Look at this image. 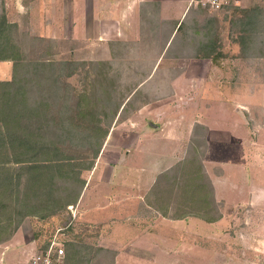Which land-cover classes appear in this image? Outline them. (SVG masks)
Segmentation results:
<instances>
[{
  "label": "rangeland",
  "instance_id": "1",
  "mask_svg": "<svg viewBox=\"0 0 264 264\" xmlns=\"http://www.w3.org/2000/svg\"><path fill=\"white\" fill-rule=\"evenodd\" d=\"M37 3L42 6L41 0ZM35 5L36 0H0V42L19 61L8 83H14L11 92L24 90L34 103L42 97L40 84L51 85L54 76L59 97L45 94L51 109L44 119H7L1 105L0 133L3 120L10 134L30 131L56 139L68 110L81 129L77 145L64 151L76 159L60 172L48 168L50 164L38 168L10 163L11 148L0 136V264H25L70 219L67 264L151 259L130 242L122 246L119 236V244L109 242L113 224L122 230L121 221L112 219L128 214L117 204L111 211V201L125 204L129 191H139L137 180L119 178L114 183L112 170L139 141L150 142L139 128L158 121L172 132L178 123L165 118L173 115L194 120L192 137L183 149L184 164L162 175L150 202L155 199L164 210L174 203L179 215L187 207L203 219L219 206L223 227L217 228V238L202 241L227 258L210 264H264V0H241L238 7L217 13L190 8L178 31L175 23L160 19L155 6L141 8V20L128 42L111 44L112 58L97 63L66 60L70 48L63 38H40L30 27L33 17L42 26L41 8ZM250 18L258 24L254 30L243 25ZM207 54L211 59L204 58ZM33 63L44 64V74H34L29 66ZM2 83L0 96L7 91ZM210 178L232 184L218 190L231 205L225 206L223 199L213 203ZM112 185L117 189L108 192ZM68 206L74 207V219Z\"/></svg>",
  "mask_w": 264,
  "mask_h": 264
},
{
  "label": "crops",
  "instance_id": "2",
  "mask_svg": "<svg viewBox=\"0 0 264 264\" xmlns=\"http://www.w3.org/2000/svg\"><path fill=\"white\" fill-rule=\"evenodd\" d=\"M41 5L38 7L36 0L35 8H41L42 12V26L39 27L40 24L36 22L38 18L33 17L31 29L36 30L35 33L40 38L50 40L63 38V44L70 48L66 60L91 62L110 60L112 54L109 46L128 42L133 34L131 30L141 20V8L155 6L160 19L175 23V27L180 25L190 9H188V0H41ZM101 48L105 51H101ZM12 67L13 62L9 59L0 61V81H10ZM190 119L186 115L180 120L174 115L165 118V121L178 123L179 127L172 132L161 127L162 123L158 121L147 122L146 126L138 130L148 134L150 142L139 141L138 148L134 152L125 154L123 160H120L112 170L111 179L114 183L119 178L131 182L137 180L139 191L137 192L135 188L129 191L131 195L128 197L129 200L127 197L122 200L125 204L121 201H111V211L115 210L114 206L117 204L119 211H128V214H122L121 219L119 217L112 219V221H121L122 230L121 232L115 230L113 224L108 234L109 242L111 239L113 244H119L115 238L119 236L122 239V246L130 242L132 247L151 255V259L140 260L135 264H210L211 261H216L215 258H227L223 256L224 252L220 256L217 250L206 248L202 241L215 236L217 238L220 231L217 228L223 227L224 210L222 212L219 206L216 207V212L209 213L211 216L208 219H203L201 216L175 219L163 217L150 204V196L153 195L162 175L172 173L184 162L183 149L192 137V129L195 125L194 120L190 121ZM221 181L216 182L210 178L212 200L218 205L223 199V204L229 206L232 200L219 196L218 190L221 191L226 186L224 183H227L225 180ZM227 184L229 187L232 186L230 182ZM114 186H107L108 192L114 191ZM115 188L117 189L116 186ZM137 194L139 199L136 197ZM143 195L144 199H142ZM251 204L254 205V202Z\"/></svg>",
  "mask_w": 264,
  "mask_h": 264
},
{
  "label": "trees",
  "instance_id": "3",
  "mask_svg": "<svg viewBox=\"0 0 264 264\" xmlns=\"http://www.w3.org/2000/svg\"><path fill=\"white\" fill-rule=\"evenodd\" d=\"M234 9V8H233ZM245 27L248 29L251 28L252 30L254 26H258V24L253 21L251 18L250 20H246L245 23H243ZM181 29V24L177 26L176 30ZM6 43L0 42V61L1 60H7L9 59L10 61L13 62V67H16V64L19 63L17 61V55L12 54L11 49H7V46H5ZM205 59H211L210 55L207 54L204 56ZM91 63H97V62H91ZM31 70L35 71L34 74H44L42 73L40 68H43L41 66H45L44 64L40 63H33ZM51 75H54V73H51ZM45 76V75H42ZM42 80H39L38 84L41 83ZM46 82V81H45ZM49 82H51V85L43 88L40 84L41 88V93H39L40 97L39 100H36V102L32 103V101L28 102V98L25 96V93L23 92L24 90L18 91L15 89L14 92H11V89L13 88L14 83H2L3 86H7V90L4 94L0 96V106L2 105L4 113L7 114V119L10 117H16V118H24L28 117L30 118H39V119H44L48 115V111L51 109V104L47 103L46 99H43L46 93L52 94L55 97H59V91L60 88L55 85V82H57V78L54 76L49 79ZM19 96V98H18ZM17 108V109H16ZM16 109V110H14ZM70 110L66 111V118L67 123H62L61 129L62 133H60L56 139H47L42 136H34L32 132L28 131L27 135L25 136H20L15 133L10 134V132L7 131L6 123L1 120L2 123V130L0 133V136L2 137V140H4V143H6L10 148H11V153L9 154L10 156V163H13L15 165L17 164H28L29 166H34L38 168H42L43 165H48V168H54L57 172H60V168L63 166H71L69 164L72 163L75 157H73L72 154L64 153L66 148L70 145H73L75 147L77 145V140L75 138L76 135L79 133V129H81V125L77 122L71 121L73 119V115L70 117L68 115V112ZM89 115V114H88ZM70 121V122H68ZM88 126H91L90 124H87ZM97 124L92 125V130L94 131L96 129ZM80 127V128H79ZM7 131V134L3 132ZM78 129V130H77ZM99 129V126L98 128ZM4 133V134H3ZM9 133V134H8ZM105 136H107L108 131H104L103 133ZM67 141V144L65 145L63 142ZM62 145V146H60ZM72 147V146H71ZM98 153V151H97ZM97 153L94 154L95 158L97 156ZM36 156V158H32ZM2 163L0 162V167L2 166ZM184 164L181 163V165ZM179 165V166H181ZM178 166V167H179ZM90 168V166H88ZM176 169L174 170V172ZM173 173V172H172ZM165 175V174H164ZM7 179H5L3 182H6ZM211 186V184H210ZM212 189V188H211ZM154 194V193H153ZM184 203L185 206H188V201H185ZM150 204L157 209V211L165 218H181V217H186V216H200L197 215V213L191 212L188 210V208L183 207L181 210L186 209L185 212H180L181 214H177V209L173 208L174 203H170L169 207L164 210L160 208L156 203L155 199L151 200ZM174 209L175 213H172L171 211ZM179 210V211H181ZM70 243L69 242L65 245L67 247ZM66 253V252H65ZM66 264H67V256H66Z\"/></svg>",
  "mask_w": 264,
  "mask_h": 264
},
{
  "label": "built area",
  "instance_id": "4",
  "mask_svg": "<svg viewBox=\"0 0 264 264\" xmlns=\"http://www.w3.org/2000/svg\"><path fill=\"white\" fill-rule=\"evenodd\" d=\"M241 0H188L189 8H200L211 13L227 11L240 5ZM71 218L74 219V207L68 206ZM72 220L70 219L63 227L55 229L51 238L43 245L35 249L25 264H66L65 245L72 242L69 237Z\"/></svg>",
  "mask_w": 264,
  "mask_h": 264
}]
</instances>
